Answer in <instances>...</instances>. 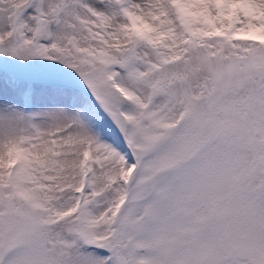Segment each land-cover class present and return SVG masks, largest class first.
Listing matches in <instances>:
<instances>
[{"label": "snow or ice", "instance_id": "snow-or-ice-1", "mask_svg": "<svg viewBox=\"0 0 264 264\" xmlns=\"http://www.w3.org/2000/svg\"><path fill=\"white\" fill-rule=\"evenodd\" d=\"M0 264H264V0H0Z\"/></svg>", "mask_w": 264, "mask_h": 264}]
</instances>
